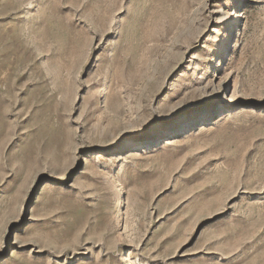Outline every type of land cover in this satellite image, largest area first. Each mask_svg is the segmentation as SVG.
I'll list each match as a JSON object with an SVG mask.
<instances>
[{"label":"rangeland","instance_id":"rangeland-1","mask_svg":"<svg viewBox=\"0 0 264 264\" xmlns=\"http://www.w3.org/2000/svg\"><path fill=\"white\" fill-rule=\"evenodd\" d=\"M0 264H264V0H0Z\"/></svg>","mask_w":264,"mask_h":264},{"label":"bare ground","instance_id":"bare-ground-1","mask_svg":"<svg viewBox=\"0 0 264 264\" xmlns=\"http://www.w3.org/2000/svg\"><path fill=\"white\" fill-rule=\"evenodd\" d=\"M197 128H199V131L198 132H196V133H191V131L188 133L189 135L188 136H186L185 138H189V137H192L193 135H199V134H201V133H204L205 131H208L207 129V127H204V126H199V127H197ZM190 133H191V135H190ZM165 143V145L163 146V147H174V146H176V145H178L179 143H181V141L180 140H178V138H173V139H166V140H164V142H163V144ZM162 147V148H163ZM143 150V149H142ZM142 150H139V149H137V150H134V151H130V152H128L127 154H125L127 157L125 158V156H120V160H123L124 158L125 159H129V160H132V159H137V158H140V157H142V155H143V153L144 152H142Z\"/></svg>","mask_w":264,"mask_h":264}]
</instances>
